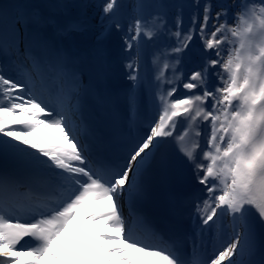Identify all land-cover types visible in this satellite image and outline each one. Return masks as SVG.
Here are the masks:
<instances>
[{
	"label": "snow or ice",
	"instance_id": "1",
	"mask_svg": "<svg viewBox=\"0 0 264 264\" xmlns=\"http://www.w3.org/2000/svg\"><path fill=\"white\" fill-rule=\"evenodd\" d=\"M122 7L105 0L110 23L100 38L113 28L123 33L124 67L134 85L144 82L145 44L161 36L173 42L160 53L155 117L116 154L94 160L83 139L79 71L59 53L53 62L51 46L35 30L37 14L0 5V57L16 73L7 75L0 62V264H41L44 257L58 264H264V0L231 6L193 0L187 22L181 10L174 28L159 14L146 19L144 0H136L125 30ZM194 39L202 42L200 60L185 79L176 65ZM180 84L187 92L177 95ZM48 129L61 140L31 138ZM166 143L202 186L191 203L190 255L134 210L153 172L168 170ZM97 203L102 206L84 219L102 222L105 231L73 245L70 225ZM25 237L31 241L22 245Z\"/></svg>",
	"mask_w": 264,
	"mask_h": 264
},
{
	"label": "rangeland",
	"instance_id": "2",
	"mask_svg": "<svg viewBox=\"0 0 264 264\" xmlns=\"http://www.w3.org/2000/svg\"><path fill=\"white\" fill-rule=\"evenodd\" d=\"M169 1H173L176 4H172ZM45 2H46V4L49 3L51 8L53 9L52 20L55 18V14L57 12L60 15L63 14L65 16L66 20L67 19H73L72 17H74L76 13L81 12L82 13L81 16H82L83 20L86 19L83 16V15H85L87 18H90V20L92 22H94V24H90V23H88V24L91 27V29L97 28L96 29L97 33L95 34V35H97V37L101 36V33L105 32L104 27L107 24H103V23H104V20H106V18L104 17L103 19H100L101 17L105 16V14L102 11V7H103L105 0H44L43 3H45ZM119 2L123 5L121 10H123V14L125 16V22L128 25L130 23L131 19L133 18V16L136 14L134 12V8H133L136 0H119ZM187 2L190 3V5ZM201 2L203 3V0H201ZM219 2H220V0H213V3L216 5H229V6H231L234 4V0H227V3H225V4L223 2H222V4ZM10 3H11V0H5V2L0 0V5H4V4L10 5ZM39 3H40V0H18V1L15 0L14 6L17 7L18 9L26 10L25 7H31L34 4H35V6H37ZM144 3H145V8L143 9V11L148 10V15L145 16V18L147 19V18H150V17L158 15V14L162 15L164 17V19L168 22L169 28H174V21L176 19L177 14L180 13L181 10H183V16H184L185 22H187V20H188V19H186L187 16L188 15L191 16V14L193 12V7H192L193 0H188L186 2H183V0H180L178 3H177V0H144ZM185 3H187V4H185ZM233 11H234V9H233ZM84 23L87 24V19ZM102 28H104V29H102ZM111 31H113V33H114V28ZM116 31L117 30L115 29V34H116ZM108 33L109 32H107V34ZM107 34L105 33L106 36H107ZM113 36L115 39V35H113ZM172 42L173 41L170 38L166 39L162 36L157 38L154 41L148 42L149 44H151L152 48L150 51L146 52V54H148L147 58L149 59V64L154 69L155 75L157 74L159 67L162 66V62L164 59V57L160 55L161 51L163 50L165 45L170 44ZM201 43L202 42L198 43L196 39L193 40L192 44L189 45V49H186L185 52L182 54L181 63L179 65H176V67L178 69L183 70V68L186 66V62L189 60L187 54L190 52H193V50H191L192 49L191 46L193 44L195 45V47H194L195 51L196 50L197 51L193 54H190V56H194L195 58L200 60L199 53L201 51ZM122 50L124 51V48ZM157 56H160V60L158 62L154 63V60ZM1 58L2 57H0V60H1ZM142 65H144V64H142ZM193 67H194V65H192L191 69ZM5 71H6L7 75L13 76L11 71H9V70L8 71L5 70ZM143 73H146V71H143ZM145 75H148V74L146 73ZM167 75L171 76V70L168 71ZM177 75H179V72H177ZM151 81H152V79H151ZM180 90H181V93L177 94V95H182L183 93L187 92L185 89L182 88V85H180ZM39 131L42 133L46 132V130H39ZM59 140H61V136L59 137ZM89 211H91V209ZM93 223H97V229H99V224H102V223L96 222V221H94V222L88 221L85 225L77 226V228H79V227L91 228L89 226H91ZM41 264H43V261L41 262Z\"/></svg>",
	"mask_w": 264,
	"mask_h": 264
},
{
	"label": "bare ground",
	"instance_id": "3",
	"mask_svg": "<svg viewBox=\"0 0 264 264\" xmlns=\"http://www.w3.org/2000/svg\"><path fill=\"white\" fill-rule=\"evenodd\" d=\"M10 5L14 6V1H12V3ZM143 14H144V16H147L148 10L143 11ZM79 15H82V14H79ZM79 15L76 16V19ZM61 16H62V19L64 20V21H62V26H63V28H65V30L69 31L68 28L70 25H79L80 27H82V30H73L70 32L79 33V32L84 31L85 34H88V35H85L84 37H87V36L89 37V35H90L93 38L91 43L88 45L89 50L92 49L93 52H96L98 50L100 51V49H101L104 52V54L109 57V59L112 61V64H113L112 68L114 70V72H113V80L114 81H118V82L122 81V80H120V76L123 75V78L126 79V83L130 84L129 89H128L129 98L127 100V103L129 104V106H132L134 104V100L137 97L142 96L143 102L145 103L144 107H143V108H145V112L151 113L152 115L155 116V111H154V107H153V92H154L153 84L155 83V73H154V69L149 64V59L147 58L148 54H146V52L151 50V48H152L151 44L147 43L144 46V53H143V57H142V64H144V65H142V67H143L142 71H146V73L149 75V77H150V79H152V81L150 83L143 82L142 88L138 89V86L134 85V83L128 79V74H127L128 70L124 67V63L126 62L124 60V52L126 50L125 49H124V51L122 50L123 49V41H122L123 33L122 32L116 31V34H115L116 41H112V44H108L106 42V38L104 37L105 35L103 36V38H100V36L97 37V35H95L97 33L96 32L97 28L91 29V27L89 26L88 23L94 24V22H92L90 20V18H87L85 15H83V16H84V18L87 19V24L84 23L86 21V19L85 20L80 19L77 22H74L72 19H67V21H66L63 14ZM104 17L105 16L101 17L100 19H103ZM118 18L120 19L121 23L125 26V30H126L127 24L125 22V16L123 14V10H121V9H120ZM109 23H110V21L106 19V20H104L103 24H109ZM104 28H102V29H104ZM96 42H98L99 44H96V46H92V43L94 44ZM117 45H120V50L117 49ZM196 51H193V53H195ZM89 53L91 54L90 51H89ZM193 57L194 56L189 57V60L186 62L185 68H183L185 75H187L186 68L189 67L191 64L195 63V60L193 59ZM0 62H3L5 64V66H6L5 70L11 71L13 74L12 77L15 78V75H16L15 69L12 65L9 64V61H7V59L6 60L1 59ZM146 73H143L142 75L144 76ZM184 78H187V76H185ZM180 85H182V84H180ZM180 85L178 86L177 94L181 93ZM133 94H135L134 97H133ZM14 127H19V126H14ZM177 129L180 130L179 127ZM59 137H60V135L56 132V130L48 129L44 133L40 132L39 130L36 131L31 138L34 140H44L45 142H52V141H59ZM101 206L102 205L99 203L94 204V206L91 208V212L96 211ZM89 213L90 212H88V214ZM74 228H76V227H74ZM77 229H79V228H77ZM77 229H75L73 231H76ZM99 230L101 232H104L105 231L104 225L99 224ZM30 241L27 240L26 242H30ZM18 250H21L20 247H18ZM24 259H29V258L24 257ZM44 260H46L45 257L42 259V261H44Z\"/></svg>",
	"mask_w": 264,
	"mask_h": 264
},
{
	"label": "water",
	"instance_id": "4",
	"mask_svg": "<svg viewBox=\"0 0 264 264\" xmlns=\"http://www.w3.org/2000/svg\"><path fill=\"white\" fill-rule=\"evenodd\" d=\"M112 39H113V33L111 32V33L109 34V36H108V40H109V41H112Z\"/></svg>",
	"mask_w": 264,
	"mask_h": 264
},
{
	"label": "trees",
	"instance_id": "5",
	"mask_svg": "<svg viewBox=\"0 0 264 264\" xmlns=\"http://www.w3.org/2000/svg\"><path fill=\"white\" fill-rule=\"evenodd\" d=\"M222 2L225 4V3H227V0H220V2H219V3H221V4H222Z\"/></svg>",
	"mask_w": 264,
	"mask_h": 264
}]
</instances>
